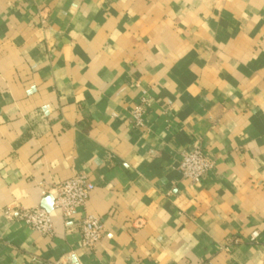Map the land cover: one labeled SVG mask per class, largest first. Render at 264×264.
Returning <instances> with one entry per match:
<instances>
[{"label":"crops","instance_id":"crops-1","mask_svg":"<svg viewBox=\"0 0 264 264\" xmlns=\"http://www.w3.org/2000/svg\"><path fill=\"white\" fill-rule=\"evenodd\" d=\"M36 207L52 236L3 215ZM0 264H264V0H0Z\"/></svg>","mask_w":264,"mask_h":264},{"label":"built area","instance_id":"built-area-1","mask_svg":"<svg viewBox=\"0 0 264 264\" xmlns=\"http://www.w3.org/2000/svg\"><path fill=\"white\" fill-rule=\"evenodd\" d=\"M144 98L132 111L133 125L142 126ZM179 163V172L182 177L191 183H199L200 180L213 168L210 158L198 147L191 151L182 152ZM93 184L84 175H76L53 187V209L58 210L62 217L69 218L74 213L81 211L93 190ZM44 194V192H42ZM3 215L8 220H17L42 236H52L53 223L49 213L43 208L32 209L5 208ZM80 246L83 249L92 250L102 239L104 225L101 218L85 215L79 226ZM258 232L250 233L248 240L255 242Z\"/></svg>","mask_w":264,"mask_h":264}]
</instances>
